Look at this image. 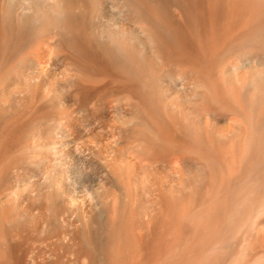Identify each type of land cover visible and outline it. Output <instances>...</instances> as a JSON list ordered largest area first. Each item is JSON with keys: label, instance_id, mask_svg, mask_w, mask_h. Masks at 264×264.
<instances>
[{"label": "rangeland", "instance_id": "rangeland-1", "mask_svg": "<svg viewBox=\"0 0 264 264\" xmlns=\"http://www.w3.org/2000/svg\"><path fill=\"white\" fill-rule=\"evenodd\" d=\"M89 3L54 36L0 32V83L75 95L66 118L16 98L0 122V194L17 196L0 264H264V0ZM31 128L57 149L7 169Z\"/></svg>", "mask_w": 264, "mask_h": 264}, {"label": "bare ground", "instance_id": "bare-ground-1", "mask_svg": "<svg viewBox=\"0 0 264 264\" xmlns=\"http://www.w3.org/2000/svg\"><path fill=\"white\" fill-rule=\"evenodd\" d=\"M90 6H91V3H89V0H0V13H2V15L4 16V21H2V24L0 23L1 24L0 27H2L3 24H4V26H6L5 28L3 26L2 27L3 30H0V32L2 33V35L5 36V34L7 33L6 31H9L8 33L10 35V32L12 33L16 27H19L22 30H25L28 32L29 31L34 32L37 30H38V32L43 31L45 33L52 32L53 36H54L55 35L54 31L57 32L56 30H59V31H61L62 29L66 30V27L67 28H71L72 26L77 27L79 25V23H82V22L85 23L87 20H85L84 14H86L88 12V10L90 9ZM67 24L71 25V26L68 27ZM73 30H74V27H73ZM2 35H1V37H4ZM33 35H35V33ZM46 36H48V34ZM42 37H45V35ZM48 37H50V40H51V38H52L51 35ZM48 41H49V39H48ZM247 62H249V61H247ZM248 64L250 65V63H247V65ZM234 65H233L234 66L233 68L236 71L238 69H240V67H241L240 65H238V63L237 64L235 63ZM30 79H31L30 75L21 74L19 76L16 75V76L6 77L5 79H3L1 81V83H0V122L7 115H9V114L12 115V114H14L13 112H16V113L18 112V110L16 108V105H17L16 104V102H17L16 98L18 101H20L19 99H21L20 102H23L26 104L31 99L32 100L36 99V100H39L40 102L42 101L43 103H45V106H47V107H44L45 113L46 112L49 113L50 116L53 115V116H61L62 118H66L68 115V112L65 109V106L67 104L71 105V106L73 105V100L75 101V98L73 99L70 96H71V94H72V96L74 94L69 93L70 96H69V94L66 95L67 92L64 93L65 90H62L63 88H61L62 87L61 85L59 86V85L54 84L52 82L51 76L43 79L41 82L42 84L39 87L32 86L30 83ZM236 79L237 80H241V79L244 80L245 77H244V75L237 74ZM228 86H230V85H228ZM228 86H227V88H228ZM57 93H60V94L62 93L61 95H63V97L62 98L58 97ZM74 97H75V95H74ZM45 108H46V110H45ZM166 120L168 121V119H166ZM71 127H74V126H71ZM204 129H206V128H204ZM226 130L228 132L229 131L236 132L237 134L242 133V128H241V125H239V124H234L232 126H229V129H226ZM64 131H65V134H62V133L61 134L63 135V137H66V130H64ZM64 131L62 130L61 132L64 133ZM67 132H68V130H67ZM135 132L137 133V129ZM136 133L132 137V139H133L132 142H134V139H135L138 143L140 141L143 143V141H145L144 139L148 138V137H146V135H144L145 137L142 136L143 134H145V133H143V131H142V135L136 134ZM67 135H69V133H67ZM224 135H225V133H224ZM225 136H227V135H225ZM244 136H247V135H244ZM22 137L23 138H21V139H25L24 144L20 145V147L14 151L15 153L14 152L12 153L13 155L11 156V158L9 157L5 161V166L7 169L10 167H20L22 165H27L28 164L27 158H26L27 154H30V153L35 154L41 150H49V149L55 151L58 147L56 141L54 139H51V137H50V130L44 131L42 129L39 130V129H32L31 128ZM68 137H66L67 139H65L67 142V146L72 147L73 140L71 138H68ZM150 137H151V135H150ZM216 138H217V136H216ZM226 140H228V139H226ZM136 141H135V143H137ZM167 142H168V140H167ZM149 143H151V142H149ZM136 145H138V144H136ZM148 147H149V145H148ZM4 179L6 181L8 180L7 177L6 178L4 177ZM69 192L72 196L75 195L72 193V191H69ZM57 193H58V191H57ZM3 195H4L3 192H1V194H0V233L2 231H4L3 230L4 229L3 227H5L4 225L14 221L13 220V212L15 211V209L17 207L15 201H13V198H15L17 196H15V197L11 196L12 197L11 198V197H9L10 194H9V196L6 195V197H5V195L4 196ZM15 200H16V198H15ZM74 201H75L74 198H73V200H72V198L66 200V204H67L66 206H69V209L77 207V206H75L76 204L74 203ZM52 206H53L54 218L60 216L62 214L61 213L62 210L56 205V202H54V204ZM23 208H24V206H23ZM73 214H75V213H73ZM15 220H16V218H15Z\"/></svg>", "mask_w": 264, "mask_h": 264}]
</instances>
